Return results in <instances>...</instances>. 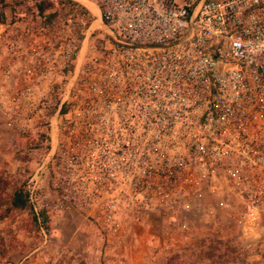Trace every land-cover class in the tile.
Returning a JSON list of instances; mask_svg holds the SVG:
<instances>
[{
    "label": "built area",
    "instance_id": "2783aa9c",
    "mask_svg": "<svg viewBox=\"0 0 264 264\" xmlns=\"http://www.w3.org/2000/svg\"><path fill=\"white\" fill-rule=\"evenodd\" d=\"M96 5L109 46L73 73L55 113L70 207L108 225L187 211L221 187L264 216V0ZM22 38L37 68L73 65L70 41Z\"/></svg>",
    "mask_w": 264,
    "mask_h": 264
},
{
    "label": "rangeland",
    "instance_id": "374dc122",
    "mask_svg": "<svg viewBox=\"0 0 264 264\" xmlns=\"http://www.w3.org/2000/svg\"><path fill=\"white\" fill-rule=\"evenodd\" d=\"M96 6V0L86 8L74 0H0V175L9 181L0 189V215L13 186L24 184L34 186L31 204L48 217L47 230L35 224V210L1 218L0 264H71L74 256L80 264H264V216L244 213L242 201L221 187L191 200L187 211L122 214L108 225L70 207L55 162L67 121L55 113L73 73L109 46ZM27 27L34 44L70 41L73 65L37 68L40 57L20 36Z\"/></svg>",
    "mask_w": 264,
    "mask_h": 264
},
{
    "label": "trees",
    "instance_id": "16d2710c",
    "mask_svg": "<svg viewBox=\"0 0 264 264\" xmlns=\"http://www.w3.org/2000/svg\"><path fill=\"white\" fill-rule=\"evenodd\" d=\"M4 21V15L0 10V24ZM65 108V107H63ZM64 113V110L62 111ZM9 184L7 176L0 175V189L5 190L6 186ZM8 202V206L5 207L4 213L0 215V219L4 218L6 214H8L11 210H25L30 209V211H33L34 208L31 204V201L29 199V194L26 190V187L24 184H21L17 186L16 184L11 189V192L9 194V198L6 201ZM33 220L35 224L40 229L47 230L48 228V217L45 211L41 210L39 212H34L32 214Z\"/></svg>",
    "mask_w": 264,
    "mask_h": 264
},
{
    "label": "crops",
    "instance_id": "0c3cea01",
    "mask_svg": "<svg viewBox=\"0 0 264 264\" xmlns=\"http://www.w3.org/2000/svg\"><path fill=\"white\" fill-rule=\"evenodd\" d=\"M77 2V4H79V6H82L84 8H86V4L89 3V0H74ZM176 1V0H175ZM99 14V12H98ZM99 20H100V15H99ZM34 31L31 30L30 28L27 27V29L24 31V32H21L20 36L21 37H24L25 41L29 43V41H31L30 38H32V36L34 37ZM25 49L27 50L28 49V45L25 44ZM72 256V255H71ZM125 256V255H124ZM131 256V255H130ZM77 257H73L72 260H71V264H80V262H77L78 260L76 259ZM126 258H129L127 257L126 255ZM132 258V257H131ZM138 258V256H137ZM61 261H63V257L61 258ZM85 264H89V263H85Z\"/></svg>",
    "mask_w": 264,
    "mask_h": 264
},
{
    "label": "bare ground",
    "instance_id": "6f19581e",
    "mask_svg": "<svg viewBox=\"0 0 264 264\" xmlns=\"http://www.w3.org/2000/svg\"><path fill=\"white\" fill-rule=\"evenodd\" d=\"M55 127H56V125H55ZM55 129H56V128H55ZM55 129H54V130H55Z\"/></svg>",
    "mask_w": 264,
    "mask_h": 264
}]
</instances>
